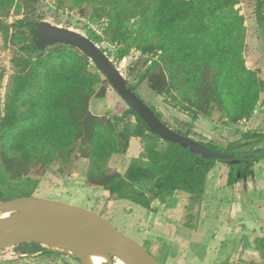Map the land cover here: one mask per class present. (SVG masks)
Wrapping results in <instances>:
<instances>
[{
  "label": "trees",
  "instance_id": "16d2710c",
  "mask_svg": "<svg viewBox=\"0 0 264 264\" xmlns=\"http://www.w3.org/2000/svg\"><path fill=\"white\" fill-rule=\"evenodd\" d=\"M239 1L74 0L82 11L88 8L84 15L97 25L86 26L85 35L96 44L115 45L112 52L100 47L108 56L113 54V60L126 58L134 47L140 49V59L131 70L135 83L127 81L135 92L146 80L193 119L210 117L217 109L234 122L250 118L264 89L242 55L246 27L234 8ZM253 3L263 27L264 0ZM39 4L40 0H0V33L4 43L14 49L0 116V199L31 196L51 163H59L60 169L69 167L77 151L88 159L86 185L99 187L103 198L150 209L154 199L165 202L179 192L188 199L187 226L194 227L207 174L217 159L203 158L161 138L129 105L123 116H133L134 124L92 114L88 101L99 79L97 73L86 71L92 64L90 58L64 43L46 46L48 52L46 47L34 46L32 31L44 23ZM11 12L20 15L12 24L7 21ZM2 76L0 73V79ZM132 137L140 139L139 154L128 158L120 171L114 170L109 164L111 156L126 154ZM160 141L165 143L163 148L158 147ZM261 141L264 133L248 131L225 151L232 153L236 146ZM203 144L217 150L210 142ZM261 157L223 160L228 166L227 184L249 176L252 163ZM13 247L22 254L70 255L47 250L39 242ZM241 264L262 263L250 260Z\"/></svg>",
  "mask_w": 264,
  "mask_h": 264
},
{
  "label": "rangeland",
  "instance_id": "374dc122",
  "mask_svg": "<svg viewBox=\"0 0 264 264\" xmlns=\"http://www.w3.org/2000/svg\"><path fill=\"white\" fill-rule=\"evenodd\" d=\"M253 4V0H240L234 8L238 10V14L243 16V24L246 27L242 54L245 65L257 74L264 86V25L263 27L259 25L253 10ZM39 9L43 13L42 22L44 23L68 28L82 34H85L84 28L86 26L97 28V25L92 23L83 13V11L88 12V8L82 11L77 7L74 0H40ZM10 14L7 19L10 24L15 18L20 17V15L14 16L12 12ZM97 45L110 52L114 50L115 46L107 42ZM45 49V52L50 50L47 47ZM13 52V47L9 43L7 45L4 43L0 33V73L3 74L0 79V116L4 114V100L10 85V75L13 71L11 63ZM140 55V49L134 47L127 57L122 60H113V54L107 56L113 61L125 79L134 84V74L131 70H133L134 62L140 59ZM90 61L92 64L86 71L97 73L99 79L95 85V93L88 101L90 112L96 116L109 117L115 123L129 120L134 124L135 119L133 116L130 119L123 116L124 111L128 108L127 102L113 86L107 84L105 75L95 69L93 61L91 59ZM136 92L147 105L153 107L160 114L162 121L171 129L187 134L188 137L196 141L210 142L218 151L226 152V146L230 142L240 140L242 135L248 131L264 133V89L250 118H242L235 122L217 109L213 111L210 117L193 119L189 113L173 107L165 96L154 91L146 80L140 83ZM140 145V139L132 137L127 153L112 155L109 164L114 170L120 171L128 158L139 154ZM164 145L165 143L160 141L158 147L163 148ZM254 148H264V141L236 146L231 151L233 154H242L244 151ZM261 158H264V156ZM216 162H218V166H214L210 170L205 181L204 197L208 199L207 203L209 204H207L208 206L203 205V210L206 209V215L203 219L207 226L201 228L204 229L203 231L196 228L198 232L194 230L195 226L191 228L192 226L182 224L186 222L189 209L186 208L188 199L179 192L169 197L165 202L154 199L150 209L142 208L127 200L103 198L99 188H89L86 185L88 159L80 156L77 151L69 167L60 169L59 163H51L43 179L33 190L31 197L61 200L99 213L117 229L143 244L161 264H190L193 261L190 253L191 247L195 249V259L199 260L210 255V253H205V246L209 244L212 246L215 241L209 235L210 231L212 228L218 227L220 222L225 221L227 240L217 252L211 254L212 261L218 259L219 264H225L223 260H220L224 256L231 254L232 257L231 252H234L237 261L243 258L249 249L248 246L250 245L246 235L249 223L242 222L239 233L235 230L236 223L237 221L239 223L244 216H250L252 222L256 218L253 204L264 203V177H258L257 179L252 177L243 178L233 186H227V163L223 160H217ZM221 164L226 166V170L220 169ZM259 174H263V172L259 171ZM215 177L217 178L214 179ZM245 189L247 192L244 191ZM256 189L258 192H256ZM252 191H255L256 194L253 195ZM212 194L214 197H212ZM228 200L231 201V204L241 203L243 209L238 214L230 211L226 205ZM219 210L223 211L222 216L219 215ZM223 217L224 220L222 221L221 218ZM184 227H190L193 230L184 229ZM73 256L65 254H22L19 253L16 247L10 246L0 251V264H82L79 257ZM256 256L257 259L258 256ZM109 258L111 259L110 264H127L116 256L111 255ZM251 258L253 257L251 256Z\"/></svg>",
  "mask_w": 264,
  "mask_h": 264
},
{
  "label": "water",
  "instance_id": "95a60500",
  "mask_svg": "<svg viewBox=\"0 0 264 264\" xmlns=\"http://www.w3.org/2000/svg\"><path fill=\"white\" fill-rule=\"evenodd\" d=\"M32 39L38 49L54 43H64L84 52L100 68L127 104L161 138L188 148L206 159L230 160L238 157L264 156V148L248 154L218 151L171 129L128 85L125 77L107 54L85 34L40 23L33 29ZM27 199L34 201L25 202ZM8 209L15 212L9 217L0 218V251L25 242H39L43 246L44 242L60 241L64 242V247L69 250L100 249L109 257L116 256L127 264H161L143 244L117 229L99 213L87 208L56 199L23 196L0 199V210ZM90 237H94V240L89 245L87 240ZM44 248L51 250L45 246ZM66 253L72 255L70 252Z\"/></svg>",
  "mask_w": 264,
  "mask_h": 264
},
{
  "label": "crops",
  "instance_id": "0c3cea01",
  "mask_svg": "<svg viewBox=\"0 0 264 264\" xmlns=\"http://www.w3.org/2000/svg\"><path fill=\"white\" fill-rule=\"evenodd\" d=\"M217 166H218V162H216V164H215V167H217ZM220 169H225L226 170V166H222V164H221ZM259 171L263 172V174H259ZM226 175H227V172H226ZM249 177H252V178H255V179H257L258 177H264V158H260V159L254 161L252 163L251 172H250L249 176H247L245 178H249ZM216 178L217 177H215L214 179H216ZM237 182L238 181H236L235 183H237ZM234 184L227 185V186H233ZM89 188H91V187H89ZM244 191L247 192L246 189ZM100 192H101V189H100ZM252 192L254 193L253 195L256 194L255 191H252ZM256 192H258L257 189H256ZM212 197H214L213 194H212ZM240 198H242V197L240 196ZM207 201H208V199H206V197H204V195H203L201 206H200L199 216H197L195 214L198 219L197 220L194 219V221H193L196 224L195 228L191 227V228H194V230L198 229V230H202L203 231L204 229H201V228H205V226H207V225H205L204 219H203L204 216L206 215V213H205L206 209H205V211L203 210V205L206 206L207 204H209V203H207ZM228 204H229V206H228ZM228 204H226L227 208L230 211L236 212L237 214H238V212H240L243 209L241 203L240 204L239 203L231 204V201L228 200ZM253 208H254V213H255V217H256V218L253 219V222L250 220V216L249 217L244 216L240 220L239 223L237 221V223H236L237 227L235 229L239 233V229L241 230V228H242V222L249 223L248 229L246 230V235L248 236V241H249L248 244L250 245V246H248L249 249L245 253V256L243 258L238 259L237 261H236V259H237L236 255L233 254L234 252H231L232 253V257H231V254L226 256V257L224 256L220 260H223V262H225V264H241L242 261H250V260L253 261V258L255 259L254 261L257 262V263H262V264L264 263V257H262V256H264V203H260L259 205L253 204ZM222 213H223V211L219 210V215L222 216ZM211 218H216V217H211ZM221 220L223 221L224 217L221 218ZM224 222L225 221L220 222L218 224V227L212 228L211 231H210L209 235L211 236V238H213V240H215L213 242V245L211 246L209 243H208L209 245L204 244V245H206L205 246V253L206 254L210 253V255H208L206 257H202L199 260L195 259L196 258V254H195V251H194L195 249L191 247L190 253L192 255L191 259L193 261L190 264H219L218 259L215 260V261L211 260V258H212L211 254H213L214 252H217L218 249L221 248L223 246V243L227 240V236H226L227 234L225 232L226 231V227H225V223ZM182 224H187V223L184 222ZM185 228L186 227H184V229ZM191 228L189 227V228H186V229L193 230ZM198 230H197V232H198ZM240 236H241V234H240ZM255 255L258 256L257 259L255 258ZM251 256L253 258H251ZM208 259H209V261H208Z\"/></svg>",
  "mask_w": 264,
  "mask_h": 264
},
{
  "label": "bare ground",
  "instance_id": "6f19581e",
  "mask_svg": "<svg viewBox=\"0 0 264 264\" xmlns=\"http://www.w3.org/2000/svg\"><path fill=\"white\" fill-rule=\"evenodd\" d=\"M32 199H27L25 202H33ZM15 210L8 209V210H0V218H5L11 216ZM94 240V237H90L87 240V244H91ZM43 246L59 251V252H70L72 255L79 257L82 260L83 264H109L111 259L105 253H103L100 249L88 251V250H69L68 248L64 247V242H44Z\"/></svg>",
  "mask_w": 264,
  "mask_h": 264
}]
</instances>
